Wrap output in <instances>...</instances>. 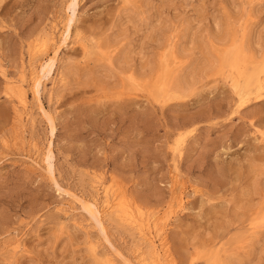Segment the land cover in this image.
I'll return each instance as SVG.
<instances>
[{"label": "rangeland", "instance_id": "1", "mask_svg": "<svg viewBox=\"0 0 264 264\" xmlns=\"http://www.w3.org/2000/svg\"><path fill=\"white\" fill-rule=\"evenodd\" d=\"M70 1L0 0V264H141L105 187L170 264H264V0Z\"/></svg>", "mask_w": 264, "mask_h": 264}, {"label": "bare ground", "instance_id": "2", "mask_svg": "<svg viewBox=\"0 0 264 264\" xmlns=\"http://www.w3.org/2000/svg\"><path fill=\"white\" fill-rule=\"evenodd\" d=\"M77 0H71L70 1V4H69V8H73L76 4ZM69 17V16H68ZM69 21H68V25H67V28L65 29V35H64V39H67V36H69V27H70V22L73 18H68ZM259 53V52H258ZM176 59V58H175ZM43 60V59H42ZM45 60V59H44ZM55 56H51V57H48L44 63H42V67H41V70H39L40 74L38 75L37 77V80H36V84H35V87H36V91L35 93L38 94V88L40 86V83L42 78L48 76L51 71L53 70V66L55 65ZM40 69V68H39ZM32 70V69H31ZM31 72V71H30ZM36 73V71H35ZM38 73V71H37ZM33 77V75H32ZM36 79V78H35ZM247 80V79H246ZM23 81V80H22ZM33 81V80H32ZM14 82V81H13ZM18 82V80H17ZM25 82V81H24ZM35 82V81H34ZM21 83V82H20ZM20 83H17V84H20ZM249 84V83H248ZM256 84V83H255ZM22 85V84H21ZM238 86V84H237ZM247 86V85H246ZM257 87L259 86L258 84L256 85ZM23 87V85H22ZM22 87L21 86H18L16 89H19L20 90V96H21V100L23 102H25V94L24 92H22ZM260 88V87H259ZM257 89V88H256ZM264 89V88H263ZM262 89V90H263ZM13 90V89H12ZM233 90V89H232ZM242 91V90H241ZM247 91V90H246ZM245 91V92H246ZM258 92H261V91H258ZM18 94V93H17ZM244 94V92H243ZM27 102V101H26ZM43 108V107H42ZM41 108V109H42ZM48 120H49V125H50V131H51V134H53V130H54V125H53V120L52 118L48 117ZM53 153L52 149H51V143H49L47 149H46V152L44 153L45 154V160L48 164V169L47 171H49L51 173V165L49 164V156ZM37 163V161H35ZM51 175V174H50ZM101 182V181H99ZM98 182V183H99ZM104 187V186H103ZM109 192H110V197H109ZM112 194V195H111ZM104 195L106 196V199L104 201V206L103 208H99L98 205L94 204V203H91L90 201L84 203L82 202V200L77 199V201H79V203L81 204V206L85 209V210H88L89 208V205L90 206H95L96 208V211H97V220L95 221L97 226H99L101 228L102 231H104V227H103V217L106 216L104 213L109 210L111 212H114L115 214L118 215V217H120L122 220L128 222V223H131L134 225V227H136L138 229V231L140 232V234L144 235V238H147L151 245V248L149 249L150 252H149V256L147 258H144L143 260H140L142 261L141 264H145V262L147 263L148 261V264H170L166 255H165V252L163 250V247L162 244L161 246H157L155 244V238H156V234L158 232V225H159V219L157 218L156 214L154 213H143V212H140L138 214V216H135L130 208V205L128 204V202L126 201V199H124L123 197L119 196L118 193H115L113 192L110 188H104ZM104 197V196H103ZM84 200V199H83ZM76 201V200H75ZM181 201V200H180ZM102 202V201H101ZM102 205V204H101ZM134 207V206H133ZM109 214V213H108ZM111 214V213H110ZM137 215V214H136ZM98 227V228H99ZM135 228V229H136ZM136 229V230H137ZM160 232V231H159ZM162 233V232H160ZM160 235V234H159ZM142 237V236H140ZM159 237V236H158ZM141 239V238H140ZM146 240V239H145ZM146 241V242H147ZM158 241V240H157ZM164 241V240H162ZM160 242V241H159ZM142 243V242H141ZM144 243V241H143ZM142 243V244H143ZM158 243V242H157ZM146 244V243H144ZM160 244V243H159ZM149 245V244H148ZM147 245V246H148ZM146 246V245H144ZM146 246V248H147ZM141 247V246H140ZM139 247V248H140ZM138 248V247H137ZM141 249V248H140ZM143 249V247H142ZM146 250V249H144ZM141 250H139V253H140ZM142 252V251H141ZM147 252V253H148ZM145 253V252H144ZM145 255V254H144ZM142 256V255H141ZM169 256V255H168ZM143 258V257H141ZM102 260V259H101ZM132 264V263H130ZM138 264V263H137Z\"/></svg>", "mask_w": 264, "mask_h": 264}]
</instances>
